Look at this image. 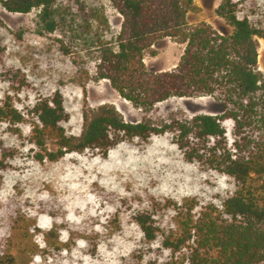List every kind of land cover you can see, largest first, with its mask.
<instances>
[{"label": "trees", "instance_id": "obj_1", "mask_svg": "<svg viewBox=\"0 0 264 264\" xmlns=\"http://www.w3.org/2000/svg\"><path fill=\"white\" fill-rule=\"evenodd\" d=\"M121 16L120 29L113 41L87 37L91 22L106 24L95 8L80 5V47L96 52L94 80L107 79L110 86L134 107L149 111L172 97H212L223 106L219 114L171 113L166 120L149 116L126 121L115 106L83 105L78 134H67L61 123L68 120L64 98L56 90L39 98L30 115V142L33 157L42 163L54 162L65 154L86 149L107 151L115 144L152 135L169 133L187 162L216 170L234 179L235 188L218 204H207L199 213L185 202L177 213L163 210L174 207L166 199L157 210L142 209L132 221L147 243L159 239L170 251L164 264H264V74L257 69L258 40L264 28L249 15L240 17L232 0H221L216 15L232 27L222 34L212 25L190 24L187 13L193 0H109ZM9 12L28 13L37 9L33 32L45 36L55 32L58 49L71 53L76 42H65L69 12L58 0H0ZM172 38L184 45L175 67L154 71L144 62L145 52L157 41ZM154 54V51H152ZM17 69L9 68L1 77L11 83L26 84ZM85 96L86 90L82 86ZM26 115L14 105L11 95L0 101V122L23 123ZM231 122V142L224 122ZM18 130V129H16ZM48 142L54 148L47 147ZM5 163L0 159V170ZM176 206V205H175ZM14 212H21L16 207ZM36 215L48 214L52 225L46 231L54 239L60 229L77 237L85 235L83 226L75 227L64 218V208L55 197L39 200ZM18 218H22L19 216ZM111 225L119 226L116 219ZM178 230V231H177Z\"/></svg>", "mask_w": 264, "mask_h": 264}, {"label": "rangeland", "instance_id": "obj_2", "mask_svg": "<svg viewBox=\"0 0 264 264\" xmlns=\"http://www.w3.org/2000/svg\"><path fill=\"white\" fill-rule=\"evenodd\" d=\"M240 17L249 15L264 28V0H232ZM221 0H193L187 13L190 24L205 22L222 34L232 27L216 15ZM95 8L106 18L91 22L90 42L113 41L121 16L109 0H58L69 12L66 43L75 41L71 53L63 55L56 39L59 32L45 36L33 32L37 9L28 13L7 11L0 3V101L11 95L20 111H27L41 97L58 90L64 98L68 120L61 125L67 134H78L83 105L97 107L108 103L126 121L143 117L166 120L171 113L219 114L223 106L212 97H172L149 111L122 99L105 80H94L96 52L80 47V5ZM258 40L257 69L264 74V38ZM181 45L173 39L157 41L145 52L151 70L172 68ZM154 51V54L152 53ZM17 69L26 84L1 80L8 69ZM82 86L86 93L83 94ZM30 115L23 123L0 122V264H164L170 251L161 248L159 239L149 243L132 221L142 210H157L166 199L174 205L164 209L171 216L187 202L196 214L207 204H218L235 188L234 179L216 170L187 162L169 133L121 141L107 151L86 149L65 154L54 162L34 159L30 142ZM231 142V122H224ZM18 129V130H16ZM47 147L54 148L51 142ZM55 197L64 208V218L75 227L83 226L81 238L60 229L52 240L45 234L52 225L48 214L36 215L41 198ZM176 205V206H175ZM21 212H14L13 208ZM22 218H18L21 216ZM116 219L119 226L111 225ZM178 231V230H177Z\"/></svg>", "mask_w": 264, "mask_h": 264}, {"label": "crops", "instance_id": "obj_3", "mask_svg": "<svg viewBox=\"0 0 264 264\" xmlns=\"http://www.w3.org/2000/svg\"><path fill=\"white\" fill-rule=\"evenodd\" d=\"M165 39V38H164ZM169 39H172V38H169ZM174 40V39H173ZM175 42H176V40H175ZM180 45H181V48L179 49V58H180V55H181V53H182V51H183V48H184V45L183 44H181L180 43ZM179 58L174 62V64L172 65V68L173 67H175L176 66V64H177V62H178V60H179ZM145 62V61H144ZM146 64V63H145ZM172 68H169L168 70H170V69H172ZM154 71H164V69H158V70H154ZM102 80H105V81H107V82H109L107 79H102ZM110 84V83H109ZM123 99V98H122ZM126 101V100H125ZM128 102V101H127Z\"/></svg>", "mask_w": 264, "mask_h": 264}]
</instances>
